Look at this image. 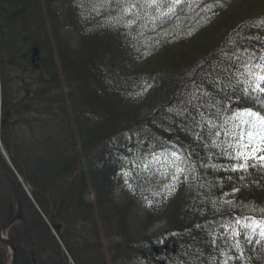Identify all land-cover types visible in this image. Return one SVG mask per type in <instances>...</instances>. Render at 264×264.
Listing matches in <instances>:
<instances>
[{
	"label": "trees",
	"instance_id": "obj_1",
	"mask_svg": "<svg viewBox=\"0 0 264 264\" xmlns=\"http://www.w3.org/2000/svg\"><path fill=\"white\" fill-rule=\"evenodd\" d=\"M232 1L0 0V144L34 201L0 152L15 264H264V161L233 170L232 119L264 110L243 67L264 56V11ZM14 213L0 175V226Z\"/></svg>",
	"mask_w": 264,
	"mask_h": 264
},
{
	"label": "snow or ice",
	"instance_id": "obj_2",
	"mask_svg": "<svg viewBox=\"0 0 264 264\" xmlns=\"http://www.w3.org/2000/svg\"><path fill=\"white\" fill-rule=\"evenodd\" d=\"M152 2L157 9L160 7L167 8V12L161 13V16H168L174 14L177 6L182 2H185V0H152ZM195 2L196 0H192V3ZM259 59L261 63L253 65L249 62L245 63L243 67L247 74L253 77L251 82L253 85L252 90L264 94V87L261 86L264 84V56H261ZM249 98H251L250 93ZM232 119L238 121V123L234 124V130L237 145L241 149V151H238L236 159L243 158L245 161H247L250 158H258L264 161V155L259 157L249 156L245 154L244 151H242V149H249L253 152L256 151L257 149L253 148L254 142H257L258 144H264V110L256 111L251 107L238 109L233 113ZM247 167L248 165L246 163L240 164L238 167H234L233 170H246Z\"/></svg>",
	"mask_w": 264,
	"mask_h": 264
},
{
	"label": "rangeland",
	"instance_id": "obj_3",
	"mask_svg": "<svg viewBox=\"0 0 264 264\" xmlns=\"http://www.w3.org/2000/svg\"><path fill=\"white\" fill-rule=\"evenodd\" d=\"M258 4H261V6L259 7ZM231 6L233 8L236 9H242L244 11H252L255 13H259L261 11H264V0H262V2H260V0H233L231 2ZM251 7L249 9H246L247 7ZM57 10H60L61 6L60 4H56L55 5ZM62 37L66 40H68L70 43L75 44V39H76V35L73 32L70 31H62ZM156 109V105L150 107V108H144L141 111V116L142 118H146L148 117L150 114H153L155 112ZM253 148L257 149L256 151H250L249 149H242V151L245 152V154L249 155V156H260V155H264L263 151L261 150L262 147L260 144H258L257 142H254L253 144ZM241 151V149H240ZM159 156L160 155H155L152 158L153 162H158L159 161ZM243 159V158H242ZM27 189H30L28 186H26ZM234 195V194H232ZM121 196V191L120 189H115L114 191V198L117 200L119 199ZM92 196H88V199H91ZM136 213L138 216L142 217L144 214V209L143 208H137L135 209ZM166 218H162L161 220L157 221L156 223L153 224V226L149 229V233L148 234H160L163 233L166 229V224L167 221L165 220Z\"/></svg>",
	"mask_w": 264,
	"mask_h": 264
},
{
	"label": "water",
	"instance_id": "obj_4",
	"mask_svg": "<svg viewBox=\"0 0 264 264\" xmlns=\"http://www.w3.org/2000/svg\"><path fill=\"white\" fill-rule=\"evenodd\" d=\"M36 54V50H34V55ZM0 175H2L10 184L12 188V193L15 198L16 210L14 215L2 226H0V242L3 243L8 250L11 252V263L15 264L17 259V248L16 246L5 236H3V232L7 231L15 222L21 220L22 218V203L18 193L17 184L14 178L2 167L0 164Z\"/></svg>",
	"mask_w": 264,
	"mask_h": 264
},
{
	"label": "bare ground",
	"instance_id": "obj_5",
	"mask_svg": "<svg viewBox=\"0 0 264 264\" xmlns=\"http://www.w3.org/2000/svg\"><path fill=\"white\" fill-rule=\"evenodd\" d=\"M113 195H114V193H113ZM29 197H30V198H31V200L33 201V199H32V197H31V195H30ZM33 202H34V201H33ZM15 223H17V222H15ZM15 223H14V224H15Z\"/></svg>",
	"mask_w": 264,
	"mask_h": 264
}]
</instances>
